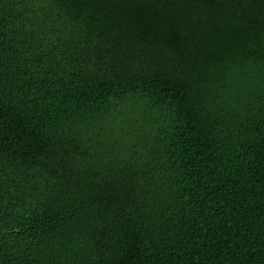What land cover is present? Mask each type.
<instances>
[{
    "label": "trees",
    "instance_id": "trees-1",
    "mask_svg": "<svg viewBox=\"0 0 264 264\" xmlns=\"http://www.w3.org/2000/svg\"><path fill=\"white\" fill-rule=\"evenodd\" d=\"M0 264H264V0H0Z\"/></svg>",
    "mask_w": 264,
    "mask_h": 264
}]
</instances>
